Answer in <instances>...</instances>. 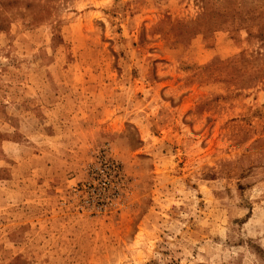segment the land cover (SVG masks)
Listing matches in <instances>:
<instances>
[{
    "label": "rangeland",
    "instance_id": "obj_1",
    "mask_svg": "<svg viewBox=\"0 0 264 264\" xmlns=\"http://www.w3.org/2000/svg\"><path fill=\"white\" fill-rule=\"evenodd\" d=\"M0 264H264V0H0Z\"/></svg>",
    "mask_w": 264,
    "mask_h": 264
}]
</instances>
